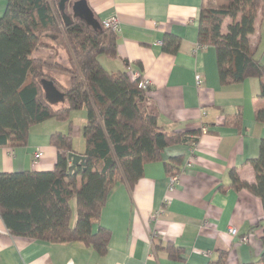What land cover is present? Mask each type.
Here are the masks:
<instances>
[{
    "label": "crops",
    "instance_id": "obj_1",
    "mask_svg": "<svg viewBox=\"0 0 264 264\" xmlns=\"http://www.w3.org/2000/svg\"><path fill=\"white\" fill-rule=\"evenodd\" d=\"M87 1L101 24L112 17L120 21L117 55L101 56L102 66L110 73H139L151 81L148 96L164 131L201 135L194 147L166 148L160 161L146 165L132 189L125 182L115 186L95 226L112 234L105 256L83 243L50 244L11 236L0 219V264H210L221 251L228 254L226 264L258 263L264 253V209L254 194L233 188L230 172L235 170L250 185L256 181L251 161L258 158L264 140V124L256 120L264 104L261 84L250 78L222 85L216 50L198 48L200 14L208 0ZM7 3L0 0V20ZM230 23L226 20L223 33ZM167 38L179 41L177 52L164 49ZM250 39L264 66V0ZM43 41L35 59L73 66L60 37L47 35ZM51 75L65 88L74 83L71 75ZM197 75L204 80L200 87ZM72 115L71 124L52 119L32 127L23 148H0V173L54 170L58 151L50 137L55 132L69 134L74 151L83 154L87 113L80 115L78 126ZM37 151L43 157L34 164ZM176 158L181 159L179 183L164 207L170 185L164 164ZM230 228L237 229L236 236L229 234ZM158 238L164 245L173 244L181 259L156 250Z\"/></svg>",
    "mask_w": 264,
    "mask_h": 264
},
{
    "label": "trees",
    "instance_id": "obj_2",
    "mask_svg": "<svg viewBox=\"0 0 264 264\" xmlns=\"http://www.w3.org/2000/svg\"><path fill=\"white\" fill-rule=\"evenodd\" d=\"M219 2L217 7L201 11L198 46L216 50L222 85L259 79V97L264 101V66L250 39L262 0ZM226 20L231 23L223 33ZM47 35L63 40L72 67L34 58ZM164 49L177 52L179 41L167 38ZM116 55V32L103 26L95 31L78 19L66 25L58 0H8L0 20V148H23L32 127L52 119L71 124L72 112L87 111L85 151L81 154L87 158L85 167L69 172L73 140L69 134L55 132L50 137L58 151L54 170L0 173V219L11 236L50 244L83 243L105 256L112 234L95 226L115 186L125 182L132 189L144 176L146 165L160 161L166 148L197 145L201 131L167 133L159 126L150 90L140 88L141 74L134 80L127 72L110 73L100 63L101 56ZM52 71L71 75L73 85L63 87ZM42 79L52 81L65 94L66 106L57 109L46 100ZM256 120L264 124V104L257 110ZM178 160L164 164L169 177L180 175ZM251 164L255 183L242 181L232 170L231 184L258 197L264 209V140ZM154 247L172 259H181V252L171 243L164 245L160 238ZM227 257L221 251L210 264H226ZM254 264H264V253Z\"/></svg>",
    "mask_w": 264,
    "mask_h": 264
},
{
    "label": "water",
    "instance_id": "obj_3",
    "mask_svg": "<svg viewBox=\"0 0 264 264\" xmlns=\"http://www.w3.org/2000/svg\"><path fill=\"white\" fill-rule=\"evenodd\" d=\"M58 7L66 25H69L73 19H78L85 22L95 31L102 29L101 22L90 9L87 0H58ZM40 83L44 89L45 98L49 103L54 105L65 102V94L52 81L42 79ZM68 160L70 162L69 172L72 173L78 166L85 167L87 158L76 152H69Z\"/></svg>",
    "mask_w": 264,
    "mask_h": 264
},
{
    "label": "built area",
    "instance_id": "obj_4",
    "mask_svg": "<svg viewBox=\"0 0 264 264\" xmlns=\"http://www.w3.org/2000/svg\"><path fill=\"white\" fill-rule=\"evenodd\" d=\"M102 26L108 30L113 31V32H118L120 29V21H119L118 17H112V18L107 19L104 22H102ZM198 48H201V47L198 46ZM131 76H132V79L135 80V79L139 78V73H134ZM203 82H204L203 77L201 75H197L196 76L197 87L202 86ZM151 87H152L151 81L149 79L143 77L141 82H140V88L144 91H148L151 89ZM42 157H43L42 151H37L34 155L33 163L37 164L42 159ZM169 179H170L169 192H168L167 197L164 199V207H167V205H169L171 202L170 201L171 200L170 194L175 189V185L177 183H179V175L171 176V177H169ZM237 233H238L237 229L230 228V230H229L230 235L236 236ZM244 240H246V239H244Z\"/></svg>",
    "mask_w": 264,
    "mask_h": 264
},
{
    "label": "rangeland",
    "instance_id": "obj_5",
    "mask_svg": "<svg viewBox=\"0 0 264 264\" xmlns=\"http://www.w3.org/2000/svg\"><path fill=\"white\" fill-rule=\"evenodd\" d=\"M219 0H208V7L206 8H213V7H217L219 5ZM211 5V6H210ZM68 11H69V8H68ZM44 42V41H43ZM59 50H63V49H59ZM64 51V50H63ZM55 61H51V63H54ZM60 73V72H58ZM62 73V72H61ZM63 104H65V102H60V103H56L54 104V106H59V107H62ZM87 113V111L85 109L83 110H77V111H74L73 112V115H72V120L74 121L75 120V124L78 126L81 122V118H80V115L82 113ZM72 140L74 141V138H72ZM85 140L82 139L81 142L83 143ZM75 143L78 144V140H75ZM72 209H73V215H74V218H75V212H76V206H75V202H72Z\"/></svg>",
    "mask_w": 264,
    "mask_h": 264
}]
</instances>
